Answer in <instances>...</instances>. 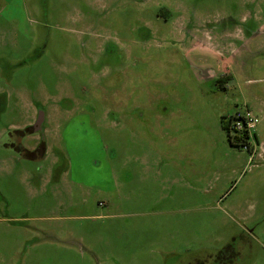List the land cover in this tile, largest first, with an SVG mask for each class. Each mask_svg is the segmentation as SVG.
Masks as SVG:
<instances>
[{"label": "rangeland", "instance_id": "rangeland-1", "mask_svg": "<svg viewBox=\"0 0 264 264\" xmlns=\"http://www.w3.org/2000/svg\"><path fill=\"white\" fill-rule=\"evenodd\" d=\"M36 103L30 160L6 133ZM227 243L264 264V0H0V264H208Z\"/></svg>", "mask_w": 264, "mask_h": 264}, {"label": "flooded vegetation", "instance_id": "flooded-vegetation-1", "mask_svg": "<svg viewBox=\"0 0 264 264\" xmlns=\"http://www.w3.org/2000/svg\"><path fill=\"white\" fill-rule=\"evenodd\" d=\"M163 9H165L167 13L162 17L168 20L170 9L166 6H160V8L157 9V15L160 16L158 11ZM33 109L35 111V116L30 124L25 126L18 125L10 127L9 129H7L6 135L12 142L10 144L12 148L17 150L18 153H22L19 155L30 160H37L45 158L48 153L47 136L45 134L48 120L45 109L42 108L39 104L36 103ZM34 137L36 138V140ZM245 137L247 138V136ZM28 144L31 145L30 148H27ZM190 264H194V262Z\"/></svg>", "mask_w": 264, "mask_h": 264}, {"label": "trees", "instance_id": "trees-1", "mask_svg": "<svg viewBox=\"0 0 264 264\" xmlns=\"http://www.w3.org/2000/svg\"><path fill=\"white\" fill-rule=\"evenodd\" d=\"M158 12H159L160 16H165L167 13V11L165 9L159 10ZM250 29L252 30L251 27L249 29H247V27L244 28V32H245V34H247V36H250ZM231 78H232V74L227 72V73L220 74V76L214 80H216V82L218 84H220V82L226 81V80L231 79ZM225 118L226 117H223V116L221 117V123L223 124V127L225 129H227V126H225V124H224L225 120H226ZM229 119L234 120L235 116L231 115L229 117ZM229 119H228V121H229ZM237 255H238V251H236V249L234 248V245H232V243H227L221 249L214 252V254H212V256H210L211 259H210L208 264H232L235 261L232 258L236 257ZM204 263L207 264V261L206 260L203 261L202 258H199V259L194 261V264H204Z\"/></svg>", "mask_w": 264, "mask_h": 264}, {"label": "built area", "instance_id": "built-area-1", "mask_svg": "<svg viewBox=\"0 0 264 264\" xmlns=\"http://www.w3.org/2000/svg\"><path fill=\"white\" fill-rule=\"evenodd\" d=\"M233 115L235 116L233 126L243 134L244 139L255 137V128L260 120L259 116L249 109H245L243 113L235 112Z\"/></svg>", "mask_w": 264, "mask_h": 264}, {"label": "crops", "instance_id": "crops-1", "mask_svg": "<svg viewBox=\"0 0 264 264\" xmlns=\"http://www.w3.org/2000/svg\"><path fill=\"white\" fill-rule=\"evenodd\" d=\"M257 30H260V29L257 28ZM252 31H254V29H252V30L250 29V34L252 33ZM250 36H251V35H250ZM222 74H223V73H222ZM219 76H220V74H219V75H218V74H215V73L212 72V71H211V73H210V78H211V79L217 78V77H219ZM232 78H233V76H232Z\"/></svg>", "mask_w": 264, "mask_h": 264}]
</instances>
